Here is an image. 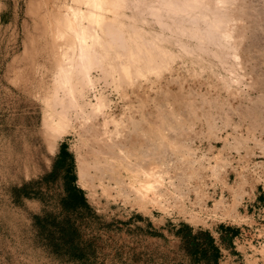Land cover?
I'll list each match as a JSON object with an SVG mask.
<instances>
[{
    "label": "rangeland",
    "instance_id": "1",
    "mask_svg": "<svg viewBox=\"0 0 264 264\" xmlns=\"http://www.w3.org/2000/svg\"><path fill=\"white\" fill-rule=\"evenodd\" d=\"M122 1L0 0V264H264V0Z\"/></svg>",
    "mask_w": 264,
    "mask_h": 264
},
{
    "label": "bare ground",
    "instance_id": "2",
    "mask_svg": "<svg viewBox=\"0 0 264 264\" xmlns=\"http://www.w3.org/2000/svg\"><path fill=\"white\" fill-rule=\"evenodd\" d=\"M76 1V3L78 2V3H85V5L84 4H82L84 7L86 6V9L85 8H77V6H74V7H76L75 9L76 10H73V18H71L72 19V21L75 19V18H77L78 19V21H77V19H75L74 21L76 22H72V21H70V24L71 23H73V24H71V25H73L72 26V28H71V25H69V27H67L66 29H68L69 28V30H68V32L69 33H72V30H73V35L72 36H74V40L76 39V37H78L77 38V41H80L81 42V44H82V46L84 45H86L85 47H86V50H87V47L89 48L90 47V49H93V46H89L90 44L91 45H94V44H99V42H100V39H99V30H98V28H100L101 26H100V24H102V22L103 21H105L104 19H106V17L108 18V12H114L115 14L118 12L117 10H118V8H120L119 6H121V4H119V3H123V1L122 0H120V2H119V0H75ZM122 1V2H121ZM79 6H80V4H78ZM74 7H73V9H74ZM121 8H122V6H121ZM122 10H123V8H122ZM71 13V14H72ZM113 13V14H114ZM121 13V12H120ZM68 14V13H67ZM70 14V15H71ZM112 14V13H111ZM114 14V16H116ZM119 14V13H118ZM118 14H117V16H118ZM67 16V15H66ZM65 16V17H66ZM69 16V15H68ZM75 16V17H74ZM113 16V15H112ZM111 16V17H112ZM113 16V17H114ZM115 18V17H114ZM69 18H65V20H64V25H65V23L67 24V26H68V22H69ZM66 21V22H65ZM91 23H96V25L94 26L93 24H91ZM75 25H77V27L79 28L80 27V33H78L79 31H78V29L76 28V26ZM97 25H99V27H97ZM76 28V29H75ZM64 29L65 28H63L62 30L64 31ZM75 29V30H74ZM70 30H71V32H70ZM100 30H101V28H100ZM74 31H77V33L79 34V36H78V34H76V36H75V32ZM66 32V31H65ZM101 35V34H100ZM154 37V36H153ZM73 38V37H72ZM99 39V42L97 41L98 39ZM155 38V37H154ZM94 42H97V43H94ZM72 43H74V41L72 42V39H71V42H70V44H72ZM76 43V42H75ZM94 43V44H93ZM81 44L78 42V44L77 45H80V46H78L77 47V49H80L81 48ZM75 45V44H74ZM76 45V46H77ZM88 45V46H87ZM69 46H73V44L72 45H69ZM83 46V47H84ZM96 46V45H95ZM74 48H75V46H73ZM72 47V48H73ZM83 47H82V49H83ZM92 47V48H91ZM81 49V51L82 52H80V54L81 53H83V51H86V50H82ZM94 51L96 50V49H93ZM93 50H91V51H93ZM73 51H74V49H73ZM93 51V52H94ZM87 52H89L88 50H87ZM87 52L85 53L84 52V55H86L87 54ZM92 52V53H93ZM96 52L97 51H95V54L93 53V54H91V52H90V54H88V55H95L96 56V58H97V60H98V57H97V55H96ZM84 55H80V56H83V57H86V56H84ZM93 56H91V57H88L87 56V58L89 59V62H91L90 61V59H93V58H95V57H93ZM99 57H100V55H99ZM137 58H139V56L137 57ZM88 59H87V61H88ZM100 59H102V56L100 57ZM76 65H74V66H70L72 69L75 67ZM68 68H66V70H65V72H66V74H69V73H74V72H72L71 70H68L69 69V66H67ZM76 68V67H75ZM76 70V69H75ZM80 70V69H79ZM68 71H69V73H68ZM71 71V72H70ZM81 71V72H80ZM80 71H78V69H77V72L81 75H79V77H82V79L80 78V80H83L84 78H86V79H84V80H87V77H89V79L91 78L89 75L87 76L86 74H88V69H86V71H87V73L85 72V71H83L82 69L80 70ZM82 71L84 72V73H86V74H83L82 73ZM90 72V71H89ZM75 74H77V73H75ZM84 75V76H83ZM77 77H78V74L76 75ZM85 76H87V77H85ZM69 77V76H68ZM76 79H77V82H76ZM75 79V82L76 83H82L80 80H79V78H76ZM91 80V79H90ZM88 82H89V80H87ZM87 81H85V82H87ZM85 82L83 81V84H85ZM87 82V83H88ZM86 83V84H87ZM63 98H60V100L61 101H63L62 100ZM95 108H96V106H95ZM56 119V118H55ZM65 124H67L68 125V123L66 122V120L64 119H58L57 120V123H56V126L58 127V129H61V128H63L64 126H65ZM195 145H196V143H195ZM132 147V146H131ZM130 147V148H131ZM198 147V146H197ZM132 149V148H131ZM134 150H135V148H133ZM194 149V148H193ZM195 149L197 150V148H196V146H195ZM123 150V149H122ZM134 150L131 152V151H129L130 153L128 154V156L130 155V157H131V153H133L134 152ZM200 150H202V149H200ZM200 150H198V151H200ZM195 151V150H194ZM193 151V152H194ZM197 151V152H198ZM203 151V150H202ZM192 152V153H193ZM201 152V151H200ZM126 153V152H125ZM206 153V152H205ZM195 154H197V153H193V155H195ZM200 154H201V156H200ZM199 154V156L200 157H204V156H206L204 153V156H202L203 154H202V152ZM136 156V155H138V153L136 154L135 152L133 153V156ZM125 156V154L123 155V157ZM198 155H197V157H199ZM208 156V155H207ZM125 157H127V156H125ZM196 157V156H195ZM209 157V156H208ZM128 158V157H127ZM133 158V157H132ZM137 158H138V156H137ZM129 160V159H128ZM132 160V159H131ZM206 160H207V158H206ZM124 162V161H123ZM132 161H130L129 160V162L128 163H131ZM136 162V161H135ZM135 162H132L133 164L135 163ZM125 164H126V162H125ZM128 165H130V164H128ZM141 165V164H140ZM98 166V165H97ZM127 166V165H126ZM133 166V165H132ZM135 166H137V165H135ZM135 166H133V167H135ZM99 167H100V165H99ZM98 167V168H99ZM128 167V166H127ZM145 166L143 165V166H139L138 165V167H136V170H137V175H142L144 178H145V180L144 181H139V185L136 187V185H134V183L132 184V187H131V189H134V190H132L133 192H137V194L138 195H140L141 196V194L143 193H148L149 191H151L153 188H154V186L156 185V181L155 180H151V178L152 179H154V178H157L158 177V174H156V171H154V170H149V169H147V167H148V165H147V167L146 168H144ZM97 168V169H98ZM130 168H131V166H130ZM99 170H101V169H99ZM83 173V172H82ZM83 176V175H82ZM157 180V179H156ZM131 184L130 183H128V187H129V185L131 186ZM125 186H127V184L125 185ZM134 186V187H133ZM130 189V188H129ZM176 190V189H175ZM174 190V191H175ZM131 191V190H130ZM173 192V191H172ZM188 192H190V191H188ZM178 193H181L179 190H177V194ZM187 193V192H186ZM176 196L175 197H177V194L176 193H174ZM174 194H173V196H174ZM183 194V193H182ZM182 194H180V195H182ZM172 196V195H171ZM178 196H179V194H178ZM186 195L184 194V196H181V197H185ZM188 197H190V196H187L186 198H188ZM195 197V196H194ZM193 197V198H194ZM174 198V197H173ZM185 198V199H186ZM192 198V200H194ZM180 199V198H179ZM178 198H174L173 200L175 201H177V200H179ZM189 200V199H188ZM191 200V199H190ZM189 200V201H190ZM196 200V199H195ZM174 201H172V206L174 205V203L176 202H174ZM188 201V202H189ZM179 203H182V201L180 202V201H178ZM178 202L177 203H175V204H178ZM193 203L195 202V201H192ZM190 203H191V201H190ZM189 203V204H190ZM171 204V203H170ZM196 204V203H195ZM204 204H206V207H207V202L206 203H204ZM204 204L202 205L204 208H206L205 206H204ZM191 205H194V204H192L191 203ZM171 206V207H172ZM170 207V208H171ZM169 208V207H168ZM173 208V207H172ZM208 208V207H207ZM173 210H175V209H173ZM172 210V211H173ZM170 212V211H169ZM178 213V212H177ZM179 214V213H178ZM221 214V213H220ZM182 215V214H181ZM185 216V215H184ZM183 216V217H184ZM219 216H221V215H219ZM226 220V219H225Z\"/></svg>",
    "mask_w": 264,
    "mask_h": 264
},
{
    "label": "trees",
    "instance_id": "3",
    "mask_svg": "<svg viewBox=\"0 0 264 264\" xmlns=\"http://www.w3.org/2000/svg\"><path fill=\"white\" fill-rule=\"evenodd\" d=\"M60 166H61V162L58 163ZM79 199H83V196H82V192L79 188L77 187H71L70 189V193L66 199V205L69 206V207H75V204L79 201ZM185 226H183V228L180 230V231H184L185 230ZM190 231H188L187 234H190L189 233ZM202 236H205V240L207 242V244L209 245V247L211 248L212 252L210 253L211 255H207V257H213L214 259H216L217 257V254H218V247H216L215 245H213V239L212 237L209 235L208 232H203V231H198L196 232L193 237L195 239H197L198 237H202ZM199 245V242L197 243L196 241H193L192 242V246L195 247V251H197L198 249L197 246ZM202 255L206 256L207 254V249H202Z\"/></svg>",
    "mask_w": 264,
    "mask_h": 264
},
{
    "label": "crops",
    "instance_id": "4",
    "mask_svg": "<svg viewBox=\"0 0 264 264\" xmlns=\"http://www.w3.org/2000/svg\"><path fill=\"white\" fill-rule=\"evenodd\" d=\"M9 22V12L6 7L0 10V30Z\"/></svg>",
    "mask_w": 264,
    "mask_h": 264
}]
</instances>
